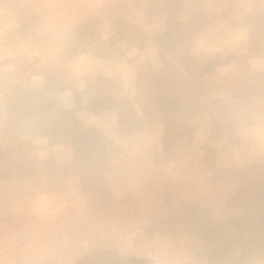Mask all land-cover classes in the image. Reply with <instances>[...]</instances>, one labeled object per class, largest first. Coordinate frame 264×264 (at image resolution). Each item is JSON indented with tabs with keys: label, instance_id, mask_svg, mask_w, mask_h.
<instances>
[{
	"label": "rangeland",
	"instance_id": "1",
	"mask_svg": "<svg viewBox=\"0 0 264 264\" xmlns=\"http://www.w3.org/2000/svg\"><path fill=\"white\" fill-rule=\"evenodd\" d=\"M224 74L264 77V0H0V264H264Z\"/></svg>",
	"mask_w": 264,
	"mask_h": 264
},
{
	"label": "trees",
	"instance_id": "2",
	"mask_svg": "<svg viewBox=\"0 0 264 264\" xmlns=\"http://www.w3.org/2000/svg\"><path fill=\"white\" fill-rule=\"evenodd\" d=\"M221 84L218 86L220 91L228 93L233 98L235 105L240 104L241 97L245 94L247 97H253L256 94L264 93V77L257 76H236L231 74H224L219 76ZM234 82H237L234 84ZM214 90H217L216 88ZM222 106H226L231 103L229 100H218ZM222 114V113H220Z\"/></svg>",
	"mask_w": 264,
	"mask_h": 264
}]
</instances>
